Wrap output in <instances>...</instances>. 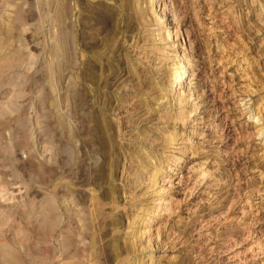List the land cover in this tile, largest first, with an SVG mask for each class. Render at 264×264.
<instances>
[{"label": "rangeland", "instance_id": "obj_1", "mask_svg": "<svg viewBox=\"0 0 264 264\" xmlns=\"http://www.w3.org/2000/svg\"><path fill=\"white\" fill-rule=\"evenodd\" d=\"M158 2L0 0V264H264V0Z\"/></svg>", "mask_w": 264, "mask_h": 264}, {"label": "bare ground", "instance_id": "obj_2", "mask_svg": "<svg viewBox=\"0 0 264 264\" xmlns=\"http://www.w3.org/2000/svg\"><path fill=\"white\" fill-rule=\"evenodd\" d=\"M157 3V8H155L154 9V12H161V10H162V6H161V4L158 2V0H152V3ZM155 6V7H156ZM163 205H164V201L163 200H161L160 202H159V204H158V208H161V207H163Z\"/></svg>", "mask_w": 264, "mask_h": 264}]
</instances>
